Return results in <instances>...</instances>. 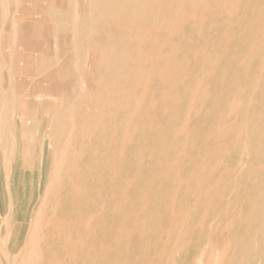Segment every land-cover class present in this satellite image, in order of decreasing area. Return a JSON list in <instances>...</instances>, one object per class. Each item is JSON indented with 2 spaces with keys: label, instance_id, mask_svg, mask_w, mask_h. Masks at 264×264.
<instances>
[{
  "label": "rangeland",
  "instance_id": "obj_1",
  "mask_svg": "<svg viewBox=\"0 0 264 264\" xmlns=\"http://www.w3.org/2000/svg\"><path fill=\"white\" fill-rule=\"evenodd\" d=\"M139 1L140 2H142V1L148 2L151 0H139ZM156 1L157 2L155 4H157V7H159V9L161 11L160 15H157V22L158 23L157 22H156V24L152 23V19L150 17L152 15H150L149 17L144 19L141 23H133V24L127 20V17L119 18V20H121V21H118L117 19H116L117 20L116 21L115 19H111V17H109L110 19L108 17H104L106 19L108 18L109 21H107L106 19L103 18V21L101 22V24L97 26V28H96L97 30H95V32H94L95 34L93 35L94 41H96L95 43L99 44L101 47H105V45H108V43L105 42V41H107L106 38L107 37L111 38V41H113L112 44L117 43L118 48L119 49L121 48L119 50V53H125L126 51H128V53L126 52L125 54H128L126 56L131 55V57H127V59L131 58V60L129 59V62L132 61V58H133L134 54L136 53V51L138 52L140 49V52L141 51H142V53L145 52V53H143V58H144L143 64L145 65V67H144L145 69L148 66L149 67L151 66V64H150L151 56L155 57V55H157L159 53L160 54L162 53V55H166V54L168 55L169 54L168 48H164V49L160 50V49L156 48V45L159 43H160V45H162V43L164 41H166L165 39H167V35H166L165 31H163L164 30L163 27L166 26L168 20L171 18V16L174 15V14L172 15V13H175V9L178 5V2H177V0H161V2H160V0L159 1L156 0ZM247 1L248 0H239L238 1V7L239 8L237 10V13L233 17H230V18L227 15L224 16V14H222V13L220 14V12L216 10L217 8L215 7V4H214L215 0H213V1L207 0V7L203 8V11H199L201 9H198L195 12L192 11L193 14L198 17V19L200 18V15H201L200 20H202V21L197 20V21H192V23H191L190 20H187L188 16H190V15L187 16V14L191 10H189L187 12L185 17L180 21V26L178 28V32L180 33L179 36H177V35L171 36V38H170L173 43L176 42L175 44H177V42L180 43L183 40H184V42L185 41L187 42V45L182 49V51L179 52V54H178L179 56L177 55L178 56L177 58L179 60H182L184 58V56L186 55L185 52H188L189 49H190V53H187V54L190 55L200 45H202L205 38H207L206 40L210 39L209 42L211 44L209 46V49H207V52L209 54L212 53L213 55L220 53L219 58H218V59H220L219 60L220 63L217 64V66L213 69L210 66L203 65V64L196 65V64L192 63V64H190L191 66L188 65V68H187L186 72L184 73L185 77L183 76L181 78V80L179 81V85H177V87H175L173 89L170 87H169L170 89L168 87H166V83H167L168 77H169V76L167 77L166 75H168V74H165V76H164V74L159 75L160 80L158 79V76L151 78V80H149V81L150 82L152 81V82L149 83V81H148L147 82L148 84L146 83V86H145V89L147 88V91H148V96L146 98L147 100L145 99L146 101L142 107L141 116L139 118H137L135 120L137 122L134 121L133 124H131V127L129 128L130 135H132L131 137L134 140L132 142L130 140V145L127 143L126 144L127 146L124 147L123 156L126 154L125 156H127V157L124 156L123 157L124 159L122 158L123 161L121 160V162L117 161V158H116L117 155L116 154H117L118 150L116 151V148H114V145H116V143L114 141H116V139H117L116 142L119 143V145L117 144L116 147L119 148L121 138H122V133L121 132H115L114 131L115 128H109V130L107 129L106 133H108V131H110V132L105 136L103 134H106V133H103V134L101 133L99 135L102 137L104 136L103 138L105 141L102 140V137H100L101 139L98 138L99 137L98 136L91 143L90 142L87 143L88 145L85 143L83 146L81 143H78V145L80 147L79 149L84 148L86 146L89 147V148L86 147V149H83L84 151H86L85 152L86 156H85V154L82 155V158L80 157L78 164H77V167L80 170V175L75 176V178L73 177L71 179V181L68 182V184L64 185L63 190H61V193H59L60 195L58 197L51 198V200H49V202H47V200L49 199L48 198V191H49V184L52 180L53 173H54V170H53L54 169V160H53V155L51 153L53 151V145H51L52 142H51L50 138L48 137L47 132H45V131L48 130L49 122L52 119V114H51V107L43 106L39 103L44 102V101L53 102L57 98L55 99L54 97L52 98L50 96H43L42 97L43 99L38 98V94H42L43 89L45 90L52 83L49 82L46 84L44 83V84L38 85V84L34 83V81L38 80L37 78L35 79L34 77L33 78L24 77V78L20 79V84H22L21 90L23 92L21 94V97H19L16 102H12L11 100H8L6 104H7V107L9 108V110L10 111L13 110L15 113L14 118H13V126L15 128V136H16L17 145H18V151H17L18 153L17 154H19L18 155L19 158L17 159L16 165H18V169L22 175L23 180L26 179V181H27L26 183L28 184L27 187L30 188L29 189L30 192L27 195L29 196V199H32L31 202H34V204H32L33 209H31L33 214H30V211H29V213L26 216L25 222L22 223L23 224L22 230H23V233L27 235V231L29 229L28 224L31 221L32 216L34 214L35 215L38 214V212L42 209L41 207H43V205H45L46 206L45 214H46V217L48 219L47 224L49 226V227L48 226L47 227L50 228V229L47 228V230H46L48 242H49V245L51 247L50 251L48 252V256H49L48 258H50V264H75V263L76 264H85V262H86V264H115V263L116 264H123L124 259L126 261V262L124 261L125 262L124 264H146V263L147 264H175V263L176 264H202V263L208 264L209 259H211V260L213 259L212 262L210 261V264H216V263L217 264H230L231 262H238V261H240V262L246 261V263H249V264H250V262H252V264L253 263L254 264H264V231L260 235H258V238H257L258 240L256 239V243H255L253 249L248 245V239L250 238V234L248 231L249 228L246 225V219H247L248 214H249L248 206L246 204V196L248 193L254 192L253 186L251 185L250 182H248L246 180H242L241 184L239 186L240 189L238 188L236 190H233V187L231 186L229 178L226 174L227 170H236L240 167L246 168V170H248L253 165H257L260 163L262 165H264V159L258 158L257 155L255 154V152L252 151V149H246L243 143L238 144V146L233 145L234 142L232 141L233 140L232 137H228L222 141H217L214 137L215 136L214 131L216 130L215 125H218V122L223 115L221 113H225L229 103H231L234 100H240L242 102L245 101V103L249 102V100H251L252 106H253V111L259 112L261 109V102L264 99V97L262 96L263 95V87H259L258 89L257 88L255 89L254 88V80H253L256 76L264 75V73H262V72H264V69H261V58L252 56L251 52H250L251 51V44L255 41V37L257 36L258 31H259V29L263 23V20H264V15L262 14V12H264V7H263L264 5H262L264 3V0H249L248 3L250 5L247 3ZM164 3L167 5L164 6ZM94 5H95V2L93 0H75V3H73V4H71L70 0H0V54L5 59V60H3L5 66H2L3 68L0 69V77L2 78V80H1L2 81V88H4V89L7 88V80H8L7 76L10 75L12 71L14 69H16L17 66H18V68L23 67V63H19V64L15 63L17 56H19V54L23 53V55L27 54V55H32V57H34L35 64L29 65L30 67H28L29 68L28 72H30V73L32 72L35 74V72H36L35 70H37L40 67V64L42 63V58L40 57L41 51L46 52V53H50V54H54V52L56 50H59L62 52H67V53L71 52L69 50L71 49L70 44L72 42V40H71L72 36H70L71 33L68 31L69 29L67 30V28L70 27V24L65 23L63 20H58L57 22L55 20H53L52 19L53 11H55L56 13H58L61 16H66V17L69 15H73L75 13H79L81 16L86 17L88 20L96 21L100 17L93 10ZM245 6H247V7H245ZM218 12L220 15H218ZM244 12H246V13H244ZM200 13H202V14H200ZM242 13H244V14H242ZM197 14H199V15H197ZM237 14H239L238 16L241 15L240 17H238L239 20L237 18ZM252 14H253V16H252ZM259 14H261L262 17H260ZM207 16H208V18H207ZM213 16H214V18H213ZM244 16H245V18H244ZM250 16L252 18H254V16H255L256 19L259 17V18H261V20H259V18H258L259 23L257 24L258 21L256 19H254L253 23H252V20H250L252 18ZM242 17H243V20L246 19V20H244V22L243 21L241 22ZM227 19H231V20H227ZM110 20H111V22H110ZM184 20L186 22H184ZM203 20H204V22H203ZM248 20H250L251 23ZM146 21H148V22H146ZM227 21H229L228 24H227ZM231 21L232 22L234 21L236 24L234 22H233L234 23L233 24ZM237 21H238V23H237ZM239 21H240V23H239ZM117 22H118V24H117ZM123 22L126 23L125 24L126 27H125ZM182 22H183V25L181 24ZM189 22H190V24H189ZM103 23H105V24L103 25ZM184 23H185V25H184ZM212 23L214 26L212 25ZM222 23H223V25H222ZM110 24H111V26H113V30H112V27L110 26ZM207 24H208V26H207ZM58 25H59V27L60 26L64 27V30L62 28L57 29ZM201 25L203 26V28L201 27ZM211 25L213 26V27H211V28H213L212 30L210 29ZM259 25H260V27H259ZM139 26H141L143 29L141 27L139 28ZM197 26H198V29L196 28ZM246 26H247V28H246ZM254 26H256V28ZM181 27L183 29H181ZM252 27H253V29L257 30V32L255 30L251 29ZM109 28H110V30H109ZM137 28L140 30H138ZM227 28H229L230 30ZM102 29H104V30H102ZM124 29H126L125 32H124ZM129 29H130L132 34L130 33ZM180 29H181V31H180ZM227 30H229L232 33V35ZM250 30H253V31H250ZM132 31H134V32H132ZM203 31H205V33ZM111 32H114L115 35ZM186 32H187V34H186ZM200 32H202V33L199 36ZM239 32L240 33L243 32V34L246 36H244L242 33L240 34ZM143 33H144L145 37H142V36H144ZM254 33H256V34L254 35ZM132 35L134 37L135 36H137V37L133 38ZM64 36H65V38H64ZM229 36H231V37H229ZM236 36L239 37V39L234 38ZM252 36H253V38H252ZM119 37H122L121 39L123 40V42H122V40H120ZM128 37H130V39ZM183 37H184V39H183ZM200 37H202V38H200ZM212 37H213V39H212ZM126 39L129 41L127 42ZM198 39H199V41H198ZM228 39L230 40V42L228 41ZM68 40H69V42H68ZM138 40H139V42H137ZM148 40L149 41L152 40V41H150L151 43L150 42L148 43ZM124 41H125V44L129 43L130 46L127 45V47H126V45H124ZM130 41H132V42L130 43ZM135 41L137 42V44ZM153 41H155V42H153ZM227 41H228V43H227ZM140 42H141V44H140ZM133 43L136 45H134ZM229 43H230V45H229ZM112 44H110V45H112ZM120 44L122 45V47ZM142 44H144V45H142ZM214 44H215V47H214ZM151 45H152V47H154V46L155 47L151 49L150 48ZM228 45L230 47H228ZM133 46H135V47H133ZM124 47L127 49H125ZM144 47H146V49L147 48H149V49L146 50ZM135 48H137V50ZM142 48L145 49L146 51L151 50L152 52L150 51V53L148 52V54H147V52L145 50L143 51ZM124 50H126V51H124ZM130 50H131V54H129ZM226 50H228V51H226ZM224 51L226 54L227 53L228 54L226 55L224 53ZM248 52H249V54H248ZM145 56H148V57H145ZM251 56H252V58H251ZM92 57L94 59H98L99 56L95 55V57H94V55L92 56V54H91L89 56L90 59H88V64L85 63L84 64L85 67L83 66L84 67L83 71L86 74L85 79L87 81L85 86L88 90L89 95L93 96L94 98H98L100 93L102 91H104L103 89L105 88V86H107L109 81H108V79H106V76H107L106 73H104V71H102L97 66L96 62L93 63ZM244 57L250 58V62L248 64V66H244L241 64L242 61L245 59ZM19 58H20V56H19ZM44 58H45V56H44ZM147 58H148V60H147ZM129 62L127 60L126 65H125L126 67H124V68L127 69V73H128L127 75L132 76V79H131V77H129L130 80L128 81V79H127V81H125V83L128 82L126 84L125 88H126V90L127 89L134 90V91L136 90L135 91L136 94L140 95L141 92L143 93L142 90H144V88L138 87V86H136L138 88L135 87L136 81H135V79H133V76H134V78L136 77V79H137V76L131 75L130 71H128V70H130L129 66H133V65H131V63L133 64V61L130 64H129ZM251 62L253 63V65L251 64ZM59 64H60V66L63 65L62 66L63 68L66 67V62H65L64 58L58 61L57 66H59ZM95 67H96V69H95ZM85 68L87 69V71ZM248 68H250V69H248ZM91 69H93V70H91ZM24 70H26V69H24ZM209 70H210V72H209ZM211 71H213V73ZM247 71H249V72H247ZM206 73L208 75H206ZM210 73H212V74H210ZM139 74H140V72H139ZM213 74H215V75L213 76ZM246 74H247V76H244ZM160 76L161 77L164 76L163 79L160 78ZM201 76H202V80H204V81L201 80ZM224 76H226V77H224ZM138 77L140 78V75ZM188 77H189L190 81H188ZM208 77H209V79H208ZM165 79H167L166 82H165ZM250 79H252V80H250ZM71 80L75 81V79H73V78ZM236 80H239V81H236ZM92 81H93V83H92ZM163 83H165V84L163 85ZM198 83H200L199 86L197 85ZM89 84L91 85V89H88V88H90ZM193 84H196L197 86H195ZM148 86H149V89H148ZM194 86H195V90L193 88ZM165 87L169 92L165 89ZM197 87L199 88L200 93L202 95L206 96V99H204L205 96L203 99L201 98L202 102L201 101L197 102L198 106H196V108H198V109L193 110L195 113L193 111H191V113H190V110H189L190 106L189 105L192 102V98L190 97L188 90L190 89L191 91H197ZM92 88L94 89V91ZM32 89L34 90L36 97H29L30 102H28L27 104H23L22 103V101L24 99L23 95L28 93V92L31 93ZM174 89H176V90H174ZM250 89H251V91H250ZM98 90H99V92H98ZM130 90H127V91H130ZM149 90H151V91L153 90L152 92H154V93L153 94H151L152 92L149 93ZM164 90H166V91H164ZM170 90H172V91H170ZM204 91H205V93L203 94ZM104 93H105V91H104ZM163 93H173L175 95H178L179 99H181V101L179 100L178 106H173L170 102L161 101L162 97H163ZM250 94H252V95H250ZM71 95H72V92H71ZM73 95L75 96L74 92H73ZM248 95L250 97H248ZM74 96H72V97L65 96V98H63V102H65V104L71 103ZM252 96H254V97H252ZM38 99L41 102H38L39 101ZM189 99H190V101H189ZM182 100H183V102H182ZM203 101L205 102V104ZM150 102L151 103L156 102L157 105L154 106V105L150 104ZM15 104H16V106H15ZM171 105H172V108H171ZM146 106H147V108H146ZM85 109H87L86 111L90 112V113H96V111L99 112L95 108L94 109H88V107H86ZM149 110H151V111H149ZM154 110H156V111H154ZM197 110H198V113L196 112ZM168 111H169V113H168ZM199 111H200V113H199ZM192 112H193V114H192ZM186 113H189V114L186 115ZM119 115L117 116L118 119L121 117V115L120 116ZM154 115L155 116L157 115V116L155 117ZM185 116L189 120H187ZM196 116H197V118H196ZM155 118H157V119H155ZM43 120H45V122ZM138 120H139V122H138ZM156 120H158V121L156 122ZM159 120H160V122H159ZM145 121H146V123H148L149 126H151V129L147 124H144ZM187 121H189V122H187ZM142 122H144L143 126H142ZM182 122H185V123L183 124ZM160 123H161L162 127L160 126ZM169 123H171V124H169ZM187 123H189L190 126ZM135 124H136V126H139V127H137L136 130H135V128H136ZM146 125H147V127H145ZM132 128H134L133 129L134 132L131 131ZM157 129H158V131H156ZM116 131H118V130H116ZM142 131H143V133H142ZM149 131H150V133H149ZM44 132H45V134H44ZM131 132H133V133H131ZM135 132L137 134H135ZM160 132L162 134H160ZM185 132L187 134H185ZM113 133L114 134L116 133L115 136ZM184 134H185V136L187 135L186 136L187 138L184 136ZM194 134H196V135L193 136ZM110 135H112L111 136L112 138L110 137ZM105 137L107 139L109 138V140H107ZM116 137H118V138H116ZM110 138L113 140L115 139V140L112 142V140ZM140 138H141V141H140ZM174 138L176 139L175 141H177V138H178V142L175 143ZM97 139H99L100 142ZM110 140H111L112 144H111ZM161 140L164 142H160ZM171 142H172V144H170ZM102 143L103 144L106 143L107 145L105 146ZM144 143H146V144H144ZM164 143L166 144V146L164 145ZM179 143L180 144L182 143V145L185 143V145L182 146ZM255 143H256V141L253 140L252 145ZM159 144L161 145L160 146L161 148L159 147ZM186 144H187V146H186ZM110 145H112L111 146L112 148L110 147ZM90 146H91V148H90ZM184 146H185V149H183ZM109 147L111 150H109ZM221 147H223V148H221ZM171 148H173V149H171ZM96 149H98V150H96ZM220 149H221V151H220ZM95 150L98 151L97 157H95L97 155ZM112 150H113V152L114 151L115 152L113 153ZM169 150H170V153H169ZM185 150H186V152H185ZM93 151L96 153V155H94ZM229 151L231 152L230 154H229ZM89 152H90V154H89ZM150 152H152V153H150ZM184 152H185V154H184ZM102 154L103 155L105 154V155L103 156ZM155 155H157V156H155ZM198 155H199V157H198ZM149 156H151V157H149ZM164 156L166 158H164ZM178 156H179V159H178ZM247 157H249V158H247ZM112 158H114V159H112ZM145 158H149V159H145ZM190 158H191V160H190ZM1 159L3 160L2 156L0 157V160ZM150 159H151V161H150ZM124 160L126 163L124 162ZM102 161H104V162H102ZM110 161H111V163H110ZM152 161H153V163H152ZM218 161L222 162L221 166H220L221 162H218ZM112 162L113 163L115 162V163L113 164ZM164 162H166V163H164ZM170 162H172V164ZM3 163L4 162H2V164ZM159 163H161V164H159ZM115 164L120 168H118ZM217 164H219V165H217ZM108 165H110V166H108ZM112 165H114V168ZM168 165L169 166L174 165V166H170L171 167L170 168V167H168ZM175 165H176V167H175ZM204 165L206 168H204ZM215 165H216V167H215ZM152 166H154V167H152ZM178 166L181 167V169L180 168L178 169ZM111 167L113 169H111ZM115 167H117V172H115L116 171ZM122 168H124V169H122ZM119 170H121V171L119 172ZM172 170L174 173L171 172ZM202 170H204V171H202ZM159 171H160V174L162 176L159 174ZM162 171L165 173V175ZM3 172H4V170H3ZM121 172H122V174H121L122 176L121 175H118V176L115 175L116 173L119 174ZM169 172H171L170 174L173 175L175 177V179H174V177H172V179L169 178V177H171ZM112 173H114V174H112ZM202 174H203V177H202ZM163 175L165 176V178L163 177ZM200 175L202 177L201 178L202 181L200 182L199 185H197L198 180L196 178H199ZM110 176L113 179H111ZM127 176H129L128 179H127ZM135 177H138V178H135ZM158 177H160V179ZM180 177H181V179H180ZM176 178L178 179V181L176 180ZM2 179H4L3 174L0 178V181ZM133 179L136 182H133ZM184 179H186V181ZM109 180L110 181L113 180L114 183L109 182ZM128 181H132V184H130L131 182H128ZM164 181H165V183H164ZM175 181L178 182V184H180V185L178 186ZM219 183H221V184H219ZM101 184H102V186H101ZM110 184L112 185V188H111ZM1 185H2V183L0 182V187H1ZM94 185H95V187H94ZM130 186H131V188H130ZM198 186L200 187V189H199V192L198 191L196 192L195 190L198 189V188H196ZM116 187H118V188H116ZM3 188L4 189H2L3 190L2 192L0 189V204H2V207H0V230L4 233L6 231V229L9 227V225H7L6 222L3 221V220H5V218L7 216L6 211H7L8 206H9V196H8L9 190H7V188L5 187L4 184H3ZM110 189L114 190V191H111ZM151 189H153L152 192H151ZM148 190H150V191H148ZM180 190H182V191H180ZM188 190H190V191H188ZM92 192H93V194H92ZM95 192H97V193H95ZM108 192H109V194L107 195ZM113 192L116 194H114ZM123 194H125L124 195L125 199H123L124 198ZM174 194H176V195H174ZM113 195H114V197H113ZM156 195L158 198L156 197ZM107 196H109V197H107ZM118 196H120V197H118ZM100 197H101L102 201H101V199L99 200ZM121 197H123V198H121ZM167 197H169V199H167ZM106 198H108L107 200H109V202L105 200ZM116 198L120 199V201H122L120 204H122L124 206L123 211L121 210L122 214L118 213V215L117 214L115 215V213H116L115 211L113 212V210L116 209V206H113V205H117L118 201H119L118 199H117V201H115ZM128 198H129V200H128ZM146 199H149V200H147L148 205H146L147 203H144L146 201ZM93 200L96 202H94ZM100 202H101V206H100ZM111 202L113 203V205H111L112 204ZM154 203H156V204H154ZM160 203H161V205H160ZM59 204H61V205H59ZM102 204L104 206L106 205L105 207L111 205L114 208L113 207L110 208L111 207L110 206V207L102 209V206H103ZM144 204L146 205V209L149 207V205H150V207L151 206L152 207L151 208L149 207L147 209L148 210L147 211L144 207ZM229 204H230V206H229ZM47 205H48V207H47ZM58 206H59V208H58ZM123 206H121V207H123ZM94 207L95 208L97 207L98 209L96 208L97 210H95ZM121 207H120V209H122ZM171 207L174 209H172ZM226 207L227 208L229 207V208L226 209ZM130 208H131V210H130ZM239 208H241V209H239ZM160 209H162V210H160ZM144 210H145V212H144ZM149 210H150V212H149ZM207 210H210V211L208 212ZM103 211L105 213H103ZM140 211H142V214ZM224 211L226 212V214ZM147 212H149V213H147ZM90 213H92V217L90 216ZM110 213L115 215V216L113 217L112 215H110ZM144 213H145V215H144ZM153 213L156 214V215H154V217H156V218L153 217ZM206 213H209V214L206 215ZM56 214H57V217H56ZM99 214H101L103 216L101 217V215H99ZM160 214H161V216H158ZM182 214H184V215L182 216ZM227 214H228V216H226ZM136 215L138 218L136 217ZM89 216L91 217L90 220H89ZM98 216H99L100 220L97 218ZM93 217L95 219H93ZM140 217L141 218L144 217V219L142 220V219H140ZM134 218H135V220H133ZM203 218H205L206 220ZM221 218H222V220H221ZM86 219H87V221L89 220V222L93 219L91 221V223L92 224L94 223V225H92V227H90V231H91V233H89L90 235L88 234L87 231H86L87 233L85 234V228L84 227L88 223L86 221ZM113 219L115 220L114 222H113ZM165 219H167V220H165ZM186 219H188V220H186ZM240 219H241V221H240ZM97 220H99L98 223H97ZM125 220L127 222H125ZM82 221H83L84 225L82 224ZM106 221H107V223H106ZM137 221L139 222V224ZM167 221H169V224ZM184 221H186V222H184ZM80 223H81V226H80ZM126 223H128V224H126ZM177 223H180V224H177ZM222 223H223V225H222ZM95 224H96V227H95ZM100 224H101V227H102V225H104L103 228L100 227ZM162 224L165 225V229H164V226ZM166 224H168V225L166 226ZM20 225H21V222L18 226H20ZM141 225H144V227ZM224 226H226V227H224ZM132 227H133L134 231L132 230ZM92 228H93V230L95 228H97V230L95 229V231L97 233H95L93 230H91ZM141 228H142V230H141ZM175 228H177V229H175ZM224 228H226L225 231H224ZM118 229H120V230L118 231ZM168 231H170V232H168ZM78 232H80V234ZM113 232H114V234H113ZM124 232H127V233H124ZM140 232H141V234H140ZM166 232H168V234ZM180 232H181V234H180ZM100 233L103 234V236H104V233L107 234L106 235L107 237L106 236L103 237ZM131 233H134V234H131ZM160 234H162L164 238H162ZM185 234H186V236H184ZM175 235H176V237H175ZM234 235H236V236H234ZM87 236H88V238H87ZM96 236H98V238H96ZM178 236H181L180 237V239H181L180 247H178L174 252H172V249H173L172 246L175 242V239H173V238H177ZM244 236H246V237H244ZM108 237H109V239L106 240V238H108ZM99 238L101 239V241ZM104 238H105V240H103ZM78 239L80 242H83V244H81L79 241H78L79 242L78 243L76 241ZM211 240H212V242H211ZM92 241H94V242H92ZM103 241H105V243ZM146 241H147V243H146ZM225 241H226L227 245H226ZM96 242H98V243H96ZM103 243H104V245H103ZM110 243H112V244H110ZM208 245H209V247H208ZM75 246L80 247V249H76L77 256L79 255V257H78L79 261L77 260V262L72 258L73 257L72 252L74 253V251H75L74 247ZM225 246H227V247L225 248ZM147 248H148V250H147ZM157 248H158V250H156ZM198 248H199V250H198ZM222 248L225 250L224 252L222 251ZM102 250H104V253H103L104 261H102V259H101V254H102L101 251ZM86 251L87 252L92 251V254H90V252H89V255L93 256V260H90L92 258L89 255H88L89 256L88 257L85 254ZM148 251H149V253H147ZM220 251H222V252H220ZM228 251H230V252H228ZM78 252H80V253H78ZM82 252L84 253V256H82L83 255ZM205 252L207 254H204ZM98 253H100V254H98ZM203 254H204V257H203ZM155 255H156V258H154ZM99 256H100V259H99ZM147 256H148V258H147ZM162 257L164 259H162ZM141 258H143V259H141ZM150 258H152V259H150ZM200 259L202 260V262L200 261ZM229 259H231V260H229ZM52 260H53V262H51ZM88 260L90 262H88ZM150 260L151 261L153 260V261L149 262ZM216 260H217V262H216ZM117 262H119V263H117Z\"/></svg>",
  "mask_w": 264,
  "mask_h": 264
},
{
  "label": "bare ground",
  "instance_id": "obj_2",
  "mask_svg": "<svg viewBox=\"0 0 264 264\" xmlns=\"http://www.w3.org/2000/svg\"><path fill=\"white\" fill-rule=\"evenodd\" d=\"M95 2V5L93 7V10L99 15V19L96 20V21H93V20H88L86 17H83L81 16L79 13H75L73 15H69V16H61L59 15L58 13H56L55 11H53L52 13V19L55 20L56 22L58 20H63L65 23L67 24H70V27L67 28V30L71 33L70 36H72V42L70 44V47L71 49L69 51V53L67 52H62V51H59V50H56L54 52V54H50V53H46V52H43L41 51V55L40 57L42 58V63L40 64V67L35 70V74L34 73H30L28 72V67H30L29 65H33L35 64V59L34 57H32V55H23V53L19 54V56H17V59L15 61L16 64H19V63H23V67L21 68H18V66L16 67V69H14L10 75H8V80H7V88L4 89L2 88V78L0 77V157L2 156L3 157V160L1 159L0 160V178L3 174V178L0 182L2 183L0 189H1V192L3 191L2 189L3 188V184L5 185V187L7 188V190H9V206H8V209L6 211L7 213V216L5 218V220H3L4 222H6L7 225H9V227L6 229V231L3 233L1 230H0V264H50V258H48V252L50 251L51 247L49 245V242H48V237H47V234H46V230L47 228L49 227L47 222H48V219L46 217V214H45V211H46V206L43 205V207H41L42 209L38 212V214H34L32 216V219L31 221L29 222V229L27 231V235L23 233V230H22V226H23V222H25V219H26V216L27 214L29 213L30 211V214H33L31 209H33V206L32 204H34V202H31L32 199H29V196L27 195L30 191H29V187H27V181L26 179L23 180L22 178V175L21 173L19 172V169H18V165H16L17 163V159L19 158L17 154L18 152V145H17V139H16V136H15V128L13 126V118H14V111H10L9 108L7 107V101L8 100H11L12 102H16L18 100L19 97H21V94L23 93L22 92V84H20V79L21 78H37L38 80L34 81V83L40 85V84H46V83H52L51 85H49L45 90L43 89V93L42 94H38V98H42L43 96H50V97H54L56 100H54L53 102H48V101H44V102H41L39 99L38 102H41L39 104L43 105V106H49L51 107V114H52V119L51 121L49 122V126H48V130L45 131L47 132V135L48 137L50 138L52 144L53 145V151L51 152L52 155H53V160H54V173H53V177H52V180L49 184V191H48V200L47 202H49V200H51V198L53 197H58L61 193V190H63V187L65 184H68L69 181H71V179L75 176H79L80 175V170L79 168L77 167V164H78V161L80 159V157L82 158V155L85 154L86 151H84L83 149H86V147L84 148H81L79 149V145L78 143H81L83 146L84 144L86 143H91L95 138H97L101 133H106V130L109 128H115V132H121L122 133V138H121V142H120V147L117 148V144L119 145V143H117V139L116 141H114L113 139H111L112 135H110V139L112 140V142L114 141L116 143V145H114V148H116V151H117V161L121 162L122 158L126 155L123 156V150H124V147L127 146L126 144L128 143L130 145V140L131 142L134 140L132 139V135H130V132H129V128L131 127V124H133V122L139 118L141 116V113H142V107L145 103V101L147 100V96H148V91H147V88L145 89V86H146V83L151 80V78L153 77H156L158 76V79H159V75H162L164 74H168L166 75L168 77V81L166 83V87H170V88H175L177 87V85H179V81L181 80V78L184 76V73L186 72L187 68H188V65L190 64H203V65H207V66H210L212 69L215 68L217 66V64H219V55L220 53L218 54H212V53H208L207 52V49H209V46L211 45L209 40H206L207 38H205V40L203 41L202 45H200L194 52H192L190 55H188L187 53H190V49L188 52H185L186 55L184 56V58L182 60H179L177 57L179 56V52L182 51V49L187 45V42L185 41L184 42V37H183V41L175 44L176 42H172L171 41V36H179V32H178V28L180 26V21L185 17V15L187 14V12L189 10H191L188 14L190 16H188L187 20H190V22L192 23V21H197V20H200L201 18V15H200V18L198 19V17L196 15L193 14L192 11H197L198 9H201L199 11H203V8H206L207 7V0H177L178 2V5L175 9V13H172L173 16H171V18L168 20L167 24L164 28L163 31H165L166 35H167V39H165L166 41H164L162 43V45L157 44L156 45V48L162 50L164 48H168L169 49V54L167 55H162V53L160 54H157L155 55V57L151 56V60H150V64L151 66L147 69H145V65L143 64L144 62V58H143V52L142 51L140 52V49L139 51L134 54L133 58H132V61H133V64L131 62H129V59L131 60V58L127 59V57H131L130 56H126L128 54H125L126 52L128 53V51H126L125 53H119V49L118 48V44L115 43V44H112L113 41H111V38H106L108 45H105V47H101L99 44L95 43L96 41H94V32L95 30H97V26L101 24V22L103 21V18L104 17H111V19H117L118 21H121L119 20V18H125L127 17V20L130 21L132 24L133 23H141L144 19H146L147 17L150 16L151 19H152V23H155L157 22V15H160V9L159 7H157V4H155L157 1L156 0H151V1H146V2H140L139 0H93ZM159 1V0H158ZM213 1V0H212ZM238 1L239 0H215L214 4H215V7L217 8L216 10L220 12V14H224L229 16L230 17H233L236 13H237V10H238ZM249 1V0H248ZM247 1V3H248ZM71 4L75 3V0H70ZM161 2V0H160ZM159 2V3H160ZM164 2V1H163ZM259 3V2H258ZM162 4V3H161ZM160 4V5H161ZM246 4V3H245ZM249 4V3H248ZM252 4V3H251ZM159 5V4H158ZM167 5L164 3V6ZM213 5V4H212ZM211 5V6H212ZM250 5V4H249ZM264 5V3L262 4ZM163 6V7H164ZM169 6V5H168ZM240 6V5H239ZM247 7V6H245ZM261 7V6H260ZM264 7V6H263ZM256 9V8H255ZM171 10V9H170ZM210 10V9H209ZM261 10V9H260ZM60 11V10H59ZM58 11V12H59ZM215 11V10H214ZM256 11V10H255ZM218 12V15H220ZM262 12V11H261ZM153 13V14H152ZM210 13V12H209ZM215 13V12H214ZM246 13V12H244ZM242 13V14H244ZM61 14V13H60ZM156 16H155V15ZM165 14V13H164ZM196 14V13H195ZM202 14V13H200ZM207 14V13H206ZM248 14V13H247ZM246 14V15H247ZM255 14V13H254ZM262 14L264 15V12H262ZM199 15V14H197ZM212 15V14H211ZM239 14H237V18L240 17L238 16ZM257 15V14H256ZM260 17L261 14H259ZM204 16V15H203ZM253 16V14H252ZM236 17V16H235ZM251 17V16H250ZM106 19L107 21H109V19ZM208 18V16H207ZM214 18V16H213ZM245 18V16H244ZM252 18V17H251ZM259 18V17H258ZM258 18L256 19L255 16L254 18L250 19L252 20V23H253V20L256 19L258 22L257 24L259 23V20H261V18ZM203 19V18H202ZM216 19V18H215ZM116 20V21H117ZM148 20V19H147ZM207 20V19H206ZM227 20H231V19H227ZM239 20V18H238ZM246 20V19H244ZM243 17H242V20L241 22L243 21ZM250 20H248L250 22ZM106 21V22H107ZM125 21V20H124ZM202 21V20H200ZM216 21V20H215ZM218 21V20H217ZM235 21V20H234ZM233 21V22H234ZM247 21V22H248ZM105 22V23H106ZM111 22V20H110ZM148 22V21H146ZM145 22V23H146ZM184 22H186L184 20ZM189 22V24H190ZM204 22V20H203ZM206 22V21H205ZM229 21H227V24H228ZM232 22V21H231ZM232 22V23H233ZM236 22V21H235ZM234 22V23H235ZM103 23V25L105 24ZM108 23V22H107ZM124 23V22H123ZM130 23V24H131ZM158 23V22H157ZM163 23V22H162ZM209 23V22H208ZM233 23V24H234ZM238 23V21H237ZM240 23V21H239ZM251 23V22H250ZM255 23V22H254ZM118 24V22H117ZM120 24V23H119ZM126 23H124L125 25ZM143 24V23H142ZM154 24V25H155ZM183 25V22L181 23ZM202 24V23H201ZM236 24V23H235ZM123 25V26H124ZM136 25V24H135ZM181 25V26H182ZM185 25V23H184ZM204 25V24H203ZM213 25V23H212ZM210 26V29L212 30L213 26ZM217 25V24H216ZM223 25V23H222ZM230 25V24H229ZM249 25V24H248ZM111 26V24H110ZM157 26V25H156ZM193 26V25H192ZM196 26V25H195ZM208 26V24H207ZM220 26V25H219ZM106 27V26H105ZM112 27V30H113V26ZM110 27V28H111ZM126 27V25H125ZM130 27V26H129ZM141 26H139L140 28ZM144 27V26H143ZM161 27V26H160ZM201 27L203 28V26L201 25ZM200 27V28H201ZM229 27V26H228ZM234 27V26H233ZM256 28V26H254ZM260 27V25H259ZM59 28H62L64 30V27H59V25L57 26V29ZM66 28V27H65ZM109 28V30H110ZM132 28V27H131ZM142 28V27H141ZM162 28V27H161ZM160 28V29H161ZM185 28V27H184ZM195 28V27H194ZM198 29V26L196 27ZM195 28V29H196ZM235 28V27H234ZM247 28V26H246ZM115 29V28H114ZM134 29V28H133ZM132 29V30H133ZM138 29V28H137ZM143 29V28H142ZM181 29H183L181 27ZM180 29V31H181ZM209 29V30H210ZM229 29V28H227ZM232 29V28H231ZM253 29V27L251 28ZM66 30V31H67ZM104 30V29H102ZM108 30V31H109ZM111 30V31H112ZM126 29H124V32H125ZM136 30V29H135ZM140 30V29H138ZM201 30V29H200ZM230 30V29H229ZM227 30V31H229ZM255 30V29H253ZM253 30H250V31H253ZM65 31V32H66ZM67 31V32H68ZM130 31V29H129ZM143 31V30H142ZM159 31V30H158ZM195 31V30H194ZM202 31V30H201ZM232 31V30H231ZM242 31V30H241ZM257 32V30H255ZM254 31V32H255ZM101 32V31H100ZM107 32V31H106ZM105 32V33H106ZM117 32V31H116ZM134 32V31H132ZM137 32V31H136ZM135 32V33H136ZM141 32V31H140ZM205 33V31H203ZM230 32V31H229ZM237 32V31H236ZM235 32V33H236ZM247 32V31H246ZM115 35L114 32H111ZM118 33V32H117ZM120 33V32H119ZM131 33V31H130ZM156 33V32H155ZM164 33V32H163ZM182 33V32H181ZM196 33V32H195ZM194 33V34H195ZM202 32L199 33V36ZM231 33V32H230ZM240 33V32H239ZM243 34V32H241ZM240 33V34H241ZM101 34V33H100ZM109 34V33H108ZM123 34V33H122ZM132 34V33H131ZM137 34V33H136ZM187 34V32H186ZM197 34V33H196ZM247 34V33H246ZM256 33H254L255 35ZM65 35V34H64ZM107 35V34H106ZM111 35V34H110ZM118 35V34H117ZM130 35V34H129ZM128 35V36H129ZM138 35V34H137ZM144 35V33H143ZM183 35V34H182ZM219 35V34H218ZM232 35V33H231ZM235 35V34H234ZM238 35V34H237ZM244 35V34H243ZM253 35V34H252ZM68 36V35H67ZM97 36V35H96ZM101 36V35H100ZM104 36V35H103ZM112 36V35H111ZM133 36V35H132ZM149 36V35H148ZM181 36V35H180ZM190 36V35H189ZM227 36V35H226ZM240 36V35H239ZM246 36V35H244ZM98 37V36H97ZM110 37V36H109ZM131 37V36H130ZM130 37H128L130 39ZM137 37V36H135ZM133 36V38H135ZM142 37H145L142 36ZM147 37V36H146ZM152 37V36H151ZM156 37V36H155ZM188 37V36H187ZM186 37V38H187ZM203 37V36H202ZM200 37V38H202ZM231 37V36H229ZM255 37V36H254ZM65 38V36H64ZM70 38V37H69ZM120 40H122L121 38L122 37H119ZM127 38V39H128ZM132 38V39H133ZM139 38V37H138ZM185 38V39H186ZM234 38H238L239 37H234ZM233 38V39H234ZM242 38V37H241ZM240 38V39H241ZM246 38V37H245ZM253 38V36H252ZM58 39V38H57ZM67 39V38H66ZM114 39V38H113ZM126 39V40H127ZM140 39V38H139ZM213 39V37H212ZM243 39V38H242ZM70 40V41H71ZM117 40V39H116ZM115 40V41H116ZM119 40V39H118ZM125 40V41H126ZM155 40V39H154ZM201 40V39H200ZM253 40V39H252ZM66 41V40H65ZM100 41V40H99ZM125 41H124V45H129L128 44H125ZM129 40H127L128 42ZM134 41V40H133ZM142 41V40H141ZM152 41V40H150ZM148 40V43L150 42ZM156 41V40H155ZM153 41V42H155ZM188 41V40H187ZM199 41V39H198ZM228 41L230 42V40L228 39ZM227 41V43H228ZM234 41V40H233ZM247 41V40H246ZM50 42V41H49ZM69 42V40H68ZM123 42V40H122ZM132 41H130L131 43ZM136 42V41H135ZM134 42V43H135ZM139 42V40L137 41ZM136 42V44H137ZM158 42V41H157ZM64 43V42H63ZM100 43V42H99ZM106 43V44H107ZM121 43V42H120ZM133 43V44H134ZM151 43V42H150ZM247 43V42H246ZM112 44V45H110ZM122 44V43H121ZM120 44V45H121ZM134 44V45H136ZM141 44V42H140ZM139 44V45H140ZM156 44V43H155ZM144 45V44H142ZM230 45V43H229ZM228 45V47H230ZM130 46V45H129ZM132 46V45H131ZM69 47V48H70ZM122 47V45H121ZM135 47V46H133ZM139 47V46H138ZM143 47V46H142ZM155 47V46H154ZM152 47L151 45V49L154 48ZM214 47H215V44H214ZM125 48V47H124ZM131 48V47H130ZM129 48V49H130ZM146 49V47H144ZM213 48V47H212ZM226 48V47H225ZM127 49V48H125ZM137 50V48H135ZM143 49V48H142ZM143 49V51L145 50ZM149 49V48H147ZM146 49V50H147ZM133 50V49H132ZM145 50V51H146ZM155 50V49H154ZM229 50V49H228ZM226 50V51H228ZM151 51V50H150ZM150 51H146L147 54L148 52L150 53ZM164 51V50H163ZM223 51V50H222ZM152 52V51H151ZM251 55L252 56H255V57H260L261 58V69H264V20H263V23L258 31V34L257 36L255 37V41L251 44ZM167 53V52H166ZM225 53V51H224ZM92 54V56L94 55H97L99 56L98 59H94L93 57V63H97V66L102 70L104 71V73H106V79H108L109 83L107 84V86H105V88L103 89L105 91H102L99 95L98 98H94L93 96L89 95L88 93V90L85 86V84L87 83L86 79H85V73L83 71V68L85 67L84 64H88V59L89 56ZM129 54H131V50L129 52ZM212 54V55H211ZM226 54V53H225ZM228 54V53H227ZM226 54V55H227ZM249 54V52H248ZM133 55V54H132ZM178 55V56H177ZM45 56V58H44ZM149 56V57H150ZM249 56V55H248ZM251 56V58H252ZM15 57V56H14ZM145 57H148V56H145ZM153 57V58H152ZM65 60L66 62V67L63 68L62 66H57V63L59 60L63 59ZM245 58V57H244ZM87 59V60H86ZM239 59V58H238ZM4 57L1 56L0 54V69L3 68L2 66H5L4 65ZM12 60V59H11ZM129 62V64L131 63V65L133 66H129L130 70V74L131 75H136L137 76V79L136 77L134 78L133 76V79H135L136 81V86L138 87H143L144 90L143 93L140 95H137L136 94V90H130V89H127V90H130V91H127L125 86L126 84L128 83H125V81H128L130 80L129 77H131L132 79V76H128L127 74V69L124 68L126 67V62ZM146 60V59H145ZM148 60V58H147ZM236 60V59H235ZM252 60V59H251ZM255 60V59H254ZM148 62V61H147ZM250 62V58L249 57H246L243 61H242V65L244 66H248ZM253 62V61H252ZM251 62V64L253 65V63ZM260 63V62H259ZM92 64V63H91ZM128 64V65H129ZM240 64V65H241ZM147 65V64H146ZM251 65V66H252ZM84 66V67H83ZM91 66V65H90ZM191 66V65H190ZM92 67V66H91ZM205 67V66H204ZM203 67V68H204ZM26 70H24V69ZM87 68V67H86ZM85 68V69H86ZM221 68V67H220ZM245 68V67H244ZM23 69V70H22ZM96 69V67H95ZM225 69V68H224ZM250 69V68H248ZM93 70V69H91ZM191 70V69H190ZM189 70V71H190ZM203 70V69H202ZM87 71V69H86ZM200 71V70H199ZM207 71V70H206ZM215 71V70H214ZM90 72V71H89ZM140 72V74H139ZM164 72V73H163ZM166 72V73H165ZM210 72V70H209ZM213 73V71H211ZM249 72V71H247ZM138 75H137V74ZM201 73V72H200ZM210 73V74H212ZM215 73V72H214ZM264 73V72H262ZM190 74V73H189ZM203 74V73H202ZM201 74V75H202ZM209 74V75H210ZM248 74V73H247ZM244 75V76H247ZM258 74V73H257ZM140 75V78L138 77ZM205 75V74H204ZM206 75H208L206 73ZM205 75V76H206ZM215 74H213L214 76ZM242 75V74H241ZM260 75V74H259ZM164 76H160V78L163 79ZM166 77V78H167ZM185 77V76H184ZM226 77V76H224ZM75 79L74 80H71V79ZM184 79V78H183ZM204 79V78H203ZM209 79V77H208ZM155 80V79H154ZM160 80V79H159ZM167 79H165V82H166ZM201 80H202V76H201ZM252 80V79H250ZM254 88L258 89L259 87H263V97H264V75H261V76H256L254 79ZM184 81V80H183ZM188 81H190L189 77H188ZM204 81V80H202ZM236 81H239V80H236ZM89 82V81H88ZM134 82V81H133ZM152 82V81H151ZM149 81V83H151ZM199 82V81H198ZM201 82V81H200ZM93 83V81H92ZM204 83V82H203ZM202 83V84H203ZM148 84V83H147ZM165 83H163L164 85ZM200 83H198L197 85L199 86ZM90 85V84H89ZM155 85V84H154ZM195 86H197L196 84H193ZM186 86V85H185ZM184 86V87H185ZM195 86L193 87L194 90H195ZM253 86V85H252ZM90 88L88 89H91V85L89 86ZM93 87V86H92ZM136 87V88H138ZM152 87V86H151ZM160 87V86H159ZM165 87V89H166ZM179 87V86H178ZM202 87V86H201ZM209 87V86H208ZM249 87V86H248ZM247 87V88H248ZM169 88V89H170ZM206 88V87H205ZM70 89V90H69ZM93 89V88H92ZM148 89H149V86H148ZM167 90V89H166ZM164 90V91H166ZM176 90V89H174ZM205 90V89H204ZM29 91V90H28ZM27 91V92H28ZM94 91V89H93ZM153 91V90H152ZM151 90H149V93L152 92ZM168 91V90H167ZM172 91V90H170ZM243 91V90H242ZM251 91V89H250ZM254 91V90H253ZM258 91V90H257ZM71 92H72V95H71ZM73 92L75 93V96L73 95ZM99 92V90H98ZM161 92V91H160ZM169 92V91H168ZM245 92V91H244ZM154 92H152L151 94H153ZM162 93V92H161ZM188 93L190 95V97L192 98V102L190 103V113L191 111H193L194 109H198L196 108L197 105V102L198 101H201V98L203 99L205 95H202L199 91V88L197 87V91H191L190 89L188 90ZM205 93V91L203 92V94ZM230 94V93H229ZM244 94V93H243ZM253 94V93H252ZM250 94V95H252ZM156 95V94H155ZM65 96H68V97H73V100L71 103L69 104H65V102H63V98H65ZM162 96V95H161ZM203 96V97H202ZM208 96V95H207ZM29 97H36V94L34 92V90L32 89V92L31 93H26L23 95V101L22 103L23 104H27L28 102H30L29 100ZM209 97V96H208ZM248 97H250L248 95ZM254 97V96H252ZM152 98V97H151ZM43 99V98H42ZM49 99V98H48ZM146 99V100H145ZM157 99V98H156ZM206 99V96L205 98ZM251 99V98H250ZM154 100V99H153ZM159 100V99H158ZM179 100L181 101V99H179V96L178 95H175L173 93H163V97H162V100L161 101H166V102H170L173 106H178L179 104ZM150 101V100H149ZM190 101V99H189ZM205 101V100H204ZM203 101V102H204ZM215 101V100H214ZM152 102V101H151ZM152 105L156 106L157 103L153 102L151 103ZM183 102V100H182ZM202 102V101H201ZM159 103V102H158ZM169 104V103H168ZM205 104V102H204ZM227 104V103H226ZM149 105V104H148ZM151 105V106H152ZM172 105H171V108H172ZM16 106V104H15ZM150 106V105H149ZM148 106V107H149ZM161 106V105H160ZM159 106V107H160ZM203 106V105H202ZM86 107H88V109H97L99 112L96 111V113H90V112H87L85 109ZM158 107V108H159ZM100 110H99V109ZM147 108V106H146ZM154 108V107H153ZM177 110V109H176ZM146 111V110H145ZM144 111V112H145ZM151 111V110H149ZM153 111V110H152ZM156 111V110H154ZM202 111V110H201ZM143 112V113H144ZM194 112V111H193ZM192 112V114H193ZM198 113V110L196 111ZM146 113V112H145ZM149 113V112H148ZM147 113V114H148ZM169 113V111H168ZM167 113V114H168ZM195 113V112H194ZM200 113V111H199ZM121 115V117L118 119L117 116L118 115ZM150 114V113H149ZM189 113H186V115H188ZM223 114L221 119L219 120L218 122V125H215L216 126V130L214 131L215 132V139L217 141H222L228 137H232L233 138V142L234 144L233 145H237L240 144V143H243L245 148L246 149H252V151L255 152V154L257 155L258 158H263L264 159V99L263 101L261 102V109L259 112H255L253 111V106H252V101L249 100V102H246L245 101H240V100H234L232 101L231 103H229L225 113H221ZM119 115V116H120ZM177 115V114H176ZM217 115V114H216ZM155 116V115H154ZM157 116V115H156ZM155 116V117H156ZM149 117V116H148ZM151 117V116H150ZM186 117V116H185ZM144 118V117H143ZM146 118V117H145ZM154 118V117H153ZM192 118V117H191ZM195 118V117H194ZM197 118V116H196ZM157 119V118H155ZM159 119V118H158ZM187 119V117H186ZM142 120V119H141ZM147 120V119H146ZM161 120V119H160ZM159 120V122H160ZM189 120V119H187ZM191 120V119H190ZM45 122V120H43ZM47 121V120H46ZM152 121V120H151ZM158 120H156L157 122ZM185 121V120H184ZM137 122V121H135ZM139 122V120H138ZM189 122V121H187ZM141 123V122H140ZM139 123V124H140ZM143 123L142 122V126H143ZM183 124L185 122H182ZM191 123V122H190ZM144 124H147L146 121ZM152 124V123H151ZM171 124V123H169ZM189 124V123H187ZM147 125L145 127H147ZM186 125V124H185ZM199 125V124H198ZM134 126V125H133ZM132 126V127H133ZM136 126V124H135ZM134 126V127H135ZM149 126V125H148ZM160 126H161V123H160ZM190 126V124H189ZM214 126V127H215ZM137 127L139 126H136L135 130L137 129ZM150 129H151V126H149ZM148 127V128H149ZM162 127V126H161ZM147 128V129H148ZM159 128V127H158ZM182 128V127H181ZM134 128H132L131 131H133ZM164 129V128H163ZM113 130V129H112ZM118 130V131H116ZM145 130V129H144ZM181 130V129H180ZM187 130V129H186ZM151 131V130H150ZM149 131V133H150ZM158 131V129L156 130ZM155 131V132H156ZM185 131V130H184ZM44 132V134H45ZM110 131H108L109 133ZM112 132V131H111ZM134 132V131H133ZM131 132V133H133ZM137 132V131H136ZM135 132V134H137ZM145 132V131H144ZM190 132V131H189ZM188 132V133H189ZM108 133L106 134H103L104 136L107 135ZM143 133V131H142ZM141 133V134H142ZM154 133V132H153ZM181 133V132H180ZM184 133V132H183ZM114 134V133H113ZM116 134V133H115ZM114 134V136H115ZM134 134V135H135ZM160 134H162L160 132ZM185 134H187L185 132ZM184 134V136H185ZM118 135V134H117ZM133 135V136H134ZM179 135V134H178ZM181 135V134H180ZM196 134H194L193 136H195ZM199 135V134H198ZM103 136V137H104ZM113 136V137H114ZM162 136V135H161ZM177 136V135H176ZM187 136V135H186ZM185 136V137H186ZM102 136H99L98 138H100ZM102 137V140H104V138ZM107 137V136H106ZM105 137V138H106ZM109 137V136H108ZM175 137V136H174ZM190 137V136H189ZM118 138V137H116ZM187 138V137H186ZM101 139V138H100ZM107 139V138H106ZM158 139V138H157ZM165 139V138H164ZM99 142L100 140L97 139ZM109 140V138L107 139ZM106 140V141H107ZM110 140V142H111ZM166 140V139H165ZM171 140V139H170ZM176 139L174 138V141ZM255 140L256 143L252 145V141ZM140 141H141V138H140ZM180 141V140H179ZM188 141V140H187ZM197 141V140H196ZM210 141V140H209ZM111 142V144H112ZM148 142V141H147ZM160 142H164V141H160ZM178 142V138H177V141H175V143ZM207 142V141H206ZM174 143V142H173ZM99 144V143H98ZM103 144V143H102ZM146 144V143H144ZM172 144V142L170 143ZM180 144V143H179ZM207 144V143H206ZM88 145V144H87ZM103 145H107L106 143L103 144ZM164 145L166 146V144L164 143ZM182 145V143L180 144ZM185 145V143L183 144ZM182 145V146H183ZM218 145V144H217ZM42 146V145H41ZM98 146V145H97ZM112 145H110L111 147ZM161 145L159 144V147ZM187 146V144H186ZM103 147V146H102ZM109 147V150H111ZM170 147V146H169ZM172 147V146H171ZM175 147V146H174ZM173 147V148H174ZM177 147V146H176ZM179 147V146H178ZM207 147V146H206ZM216 147V146H215ZM89 148V147H87ZM91 148V146H90ZM112 148V147H111ZM150 148V147H149ZM161 148V147H160ZM171 148V149H173ZM223 148V147H221ZM237 148V147H236ZM95 149V148H94ZM93 149V150H94ZM107 149V148H106ZM105 149V150H106ZM151 149V148H150ZM177 149V148H176ZM185 149V146L184 148ZM207 149V148H206ZM89 150V149H88ZM98 150V149H96ZM95 150V151H96ZM146 150V149H145ZM166 150V149H165ZM164 150V151H165ZM41 151V150H40ZM101 151V150H100ZM104 151V150H103ZM160 151V150H159ZM163 151V152H164ZM214 151V150H213ZM221 151V149H220ZM219 151V152H220ZM248 151V150H247ZM84 152V153H83ZM98 151H96L97 153ZM111 152V151H110ZM113 152V150H112ZM115 152V151H114ZM113 152V153H114ZM127 152V151H126ZM172 152V151H171ZM186 152V150H185ZM184 152V154H185ZM94 155H96V153L93 151ZM108 153V152H107ZM152 153V152H150ZM169 153H170V150H169ZM206 153V152H205ZM228 153V152H227ZM231 152L229 151V154ZM248 153V152H247ZM90 154V152H89ZM147 154V153H146ZM181 154V153H180ZM103 155V154H102ZM105 155V154H104ZM103 155V156H104ZM160 155V154H159ZM162 155V154H161ZM182 155V154H181ZM180 155V156H181ZM43 156V155H42ZM86 156V154H85ZM98 156V153L95 157ZM102 156V157H103ZM110 156V155H109ZM139 156V155H138ZM153 156V155H152ZM157 156V155H155ZM154 156V157H155ZM169 156V155H168ZM175 156V155H174ZM186 156V155H185ZM84 157V156H83ZM114 157V156H113ZM127 157V156H125ZM145 157V156H144ZM151 157V156H149ZM171 157V156H170ZM177 157V156H176ZM199 157V155H198ZM211 157V156H210ZM217 157V156H216ZM115 158V157H114ZM112 158V159H114ZM164 158H166L164 156ZM192 158V157H191ZM190 158V160H191ZM249 158V157H247ZM96 159V158H95ZM124 159V158H123ZM145 159H149V158H145ZM154 159V158H153ZM152 159V160H153ZM170 159V158H169ZM168 159V160H169ZM178 159H179V156H178ZM211 159V158H210ZM140 160V159H139ZM19 161V160H18ZM123 161V160H122ZM142 161V160H141ZM151 161V159H150ZM175 161V160H174ZM173 161V162H174ZM183 161V160H182ZM181 161V162H182ZM2 162H4L2 164ZM98 162V161H97ZM100 162V161H99ZM104 162V161H102ZM109 162V161H108ZM107 162V163H108ZM125 162V160H124ZM145 162V161H144ZM157 162V161H156ZM160 162V161H159ZM169 162V161H168ZM195 162V161H194ZM218 162H221V161H218ZM80 163V162H79ZM111 163V161H110ZM113 163V162H112ZM115 163V162H114ZM113 163V164H114ZM126 163V162H125ZM143 163V162H142ZM153 163V161H152ZM166 163V162H164ZM172 164V162H170ZM169 163V164H170ZM175 163V162H174ZM97 164V163H96ZM109 164V163H108ZM161 164V163H159ZM163 164V163H162ZM176 164V163H175ZM190 164V163H189ZM222 162L220 163V166H221ZM116 165V164H115ZM145 165V164H144ZM158 165V164H157ZM219 165V164H217ZM110 166V165H108ZM113 168H114V165H112ZM117 166V165H116ZM166 166V165H165ZM170 166H174V165H170ZM168 165V167H170ZM196 166V165H195ZM118 167V166H117ZM117 167H115L116 171L117 172ZM122 167V166H121ZM154 167V166H152ZM167 167V168H168ZM176 167V165H175ZM216 167V165H215ZM214 167V168H215ZM111 167V169H113ZM120 168V167H118ZM171 168V167H170ZM169 168V169H170ZM173 168V167H172ZM181 169V167L178 166V169ZM204 168L205 165H204ZM228 168V167H227ZM110 169V170H111ZM124 169V168H122ZM156 169V168H155ZM154 169V170H155ZM4 170V172H3ZM176 170V169H175ZM205 170V169H204ZM202 170V171H204ZM121 170H119L120 172ZM123 171V170H122ZM194 171V170H193ZM192 171V172H193ZM149 172V171H148ZM154 172V171H153ZM152 172V173H153ZM163 172V171H162ZM173 172V170L171 171ZM169 172V174L171 173ZM5 173V174H4ZM164 173V172H163ZM174 173V172H173ZM204 173V172H203ZM114 174V173H112ZM121 173H116L115 175H121ZM159 174H160V171H159ZM198 174V173H197ZM200 174V173H199ZM228 178H229V181L231 183V186L233 187V190H236L239 188L240 184H241V181L242 180H246L248 182L251 183V185L253 186V190L254 192L252 193H248L247 196H246V204L248 206V210H249V214H248V217L246 219V225L248 226V231H249V234H250V238L248 239V245L253 249L254 248V245L256 243V239L258 238V235H260L263 231H264V165H262L261 163L260 164H257V165H253L250 169L246 170V168H238L236 170H227L226 172ZM111 175V174H110ZM139 175V174H138ZM161 175V174H160ZM165 175V173H164ZM163 175V177L165 178V176ZM100 176V175H99ZM112 176V175H111ZM110 176V178H111ZM114 176V175H113ZM122 176V175H121ZM120 176V177H121ZM140 176V175H139ZM154 176V175H153ZM162 176V175H161ZM171 178L174 177L173 175L170 174ZM177 176V175H176ZM224 176V175H223ZM71 177V178H70ZM98 177V176H97ZM109 177V176H108ZM129 176H127V179H128ZM178 177V176H177ZM197 177V176H196ZM202 177H203V174H202ZM201 175L199 176V178H196L198 180V184H200V182L202 181L201 180ZM119 178V177H118ZM135 178H138V177H135ZM134 178V179H135ZM160 179V177H158ZM79 179V178H78ZM77 179V180H78ZM113 179V178H111ZM133 179V182H136L135 180ZM175 179V177H174ZM181 179V177H180ZM75 180V179H74ZM124 180V179H123ZM126 180V179H125ZM132 180V179H131ZM163 180V179H162ZM176 180L178 181V179L176 178ZM186 181V179H184ZM190 180V179H189ZM40 181V180H39ZM103 181V180H102ZM161 181V180H160ZM159 181V182H160ZM169 181V180H168ZM4 182V183H3ZM78 182V181H77ZM101 182V181H100ZM109 182H113L109 180ZM128 182H131L130 184H132V181H128ZM167 182V181H166ZM176 182V181H175ZM184 182V181H183ZM71 183V182H70ZM114 183V182H113ZM165 183V181H164ZM173 183V182H172ZM171 183V184H172ZM177 185L179 186L180 184H178V182H176ZM180 183V182H179ZM78 184V183H77ZM162 184V183H161ZM183 184V183H182ZM185 184V183H184ZM216 184V183H215ZM221 184V183H219ZM218 184V185H219ZM96 185V184H95ZM94 185V187H95ZM105 185V184H104ZM103 185V186H104ZM111 185V184H110ZM124 185V184H123ZM129 185V184H128ZM211 185V184H210ZM75 186V185H74ZM102 186V184H101ZM195 186V185H194ZM105 187V186H104ZM109 187V186H108ZM107 187V188H108ZM114 187V186H113ZM123 187V186H122ZM126 187V186H125ZM161 187V186H160ZM110 188V187H109ZM108 188V189H109ZM111 188H112V185H111ZM118 188V187H116ZM128 188V187H127ZM131 188V186H130ZM162 188V187H161ZM160 188V189H161ZM180 188V187H179ZM189 188V187H188ZM198 188L197 190H195L196 192L198 191L199 192V189L200 187H196ZM212 188V187H211ZM213 189V188H212ZM240 189V188H239ZM107 190V189H106ZM111 190V189H110ZM122 190V189H121ZM128 190V189H127ZM155 190V189H154ZM157 190V189H156ZM105 191V190H104ZM108 191V190H107ZM111 191H114V190H111ZM126 191V190H125ZM150 191V190H148ZM153 191V189H151V192ZM182 191V190H180ZM190 191V190H188ZM207 191V190H206ZM47 192V191H46ZM216 192V191H215ZM97 193V192H95ZM114 193V192H113ZM125 193V192H124ZM128 193V192H127ZM160 193V192H159ZM189 193V192H188ZM93 194V192H92ZM109 194V192L107 193V195ZM116 194V193H114ZM170 194V193H169ZM178 194V193H177ZM211 194V193H210ZM125 194H123V197H124ZM159 195V194H158ZM176 195V194H174ZM181 195V194H180ZM110 196V195H109ZM107 196V197H109ZM127 196V195H126ZM147 196V195H146ZM145 196V197H146ZM153 196V195H152ZM187 196V195H186ZM114 197V195H113ZM112 197V198H113ZM117 197V196H116ZM120 197V196H118ZM121 197V198H123ZM157 197V195H156ZM147 198V197H146ZM158 198V197H157ZM175 198V197H174ZM182 198V197H181ZM222 198V197H221ZM224 198V197H223ZM101 199V197L99 198V200ZM108 198H106L105 200L109 202V200H107ZM115 199V198H114ZM118 198H116L115 201H117ZM125 199V197L123 198ZM167 199H169V197H167ZM171 199V198H170ZM45 200V199H44ZM60 200V199H59ZM118 204L117 205H113V203L111 205L113 206H116V209L113 210V212L115 211V215L118 213L119 214H122L121 210L123 211V208L124 206L122 204H120L122 201H120V199H118ZM129 200V198H128ZM147 200L149 199H146V201L144 203H147L146 205H148V202ZM43 201V200H42ZM61 201V200H60ZM94 201V200H93ZM102 201V199H101ZM139 201V200H138ZM166 201V200H165ZM44 202V201H43ZM96 202V201H94ZM93 202V203H94ZM114 202V201H113ZM158 202V201H157ZM176 202V201H175ZM59 203V202H58ZM106 203V202H105ZM124 203V202H123ZM152 203V202H151ZM174 203V202H173ZM42 204V203H41ZM44 204V203H43ZM47 204V203H46ZM95 204V203H94ZM97 204V203H96ZM150 204V203H149ZM156 204V203H154ZM198 204V203H197ZM215 204V203H214ZM61 205V204H59ZM103 205V204H102ZM109 205V204H108ZM110 205V206H111ZM125 205V204H124ZM132 205V204H131ZM130 205V206H131ZM146 205L144 204V207L146 209ZM161 205V203H160ZM99 206V205H98ZM100 206H101V202H100ZM104 206V205H103ZM102 206V209L103 208H107V207H110V206H107V207H103ZM113 206H111L110 208H112ZM123 206V207H121ZM143 206V205H142ZM230 206V204H229ZM0 207H2V204H0ZM48 207V205H47ZM120 207L122 209H120ZM150 207V205H149ZM148 207V208H149ZM152 207V206H151ZM150 207V208H151ZM174 207V206H173ZM35 208V207H34ZM59 208V206H58ZM95 208V207H94ZM97 208V207H96ZM95 208V210H97ZM114 208V207H113ZM147 208V209H148ZM161 208V207H160ZM172 208V207H171ZM170 208V209H171ZM182 208V207H181ZM229 208V207H228ZM226 207V209H228ZM40 209V208H39ZM38 209V210H39ZM101 209V210H102ZM137 209V208H136ZM135 209V210H136ZM146 209V210H147ZM174 209V208H172ZM216 209V208H215ZM241 209V208H239ZM49 210V209H48ZM56 210V209H55ZM100 210V211H101ZM120 210V211H119ZM131 210V208H130ZM141 210V209H140ZM162 210V209H160ZM195 210V209H194ZM225 210V209H224ZM58 211V210H57ZM148 211V210H147ZM157 211V210H156ZM208 212L210 210H207ZM228 211V210H227ZM102 212V211H101ZM112 212V213H113ZM136 212V211H135ZM141 214H142V211H140ZM145 212V210H144ZM150 212V210H149ZM147 212V213H149ZM174 212V211H173ZM225 212V211H224ZM237 212V211H236ZM55 213V212H54ZM57 213V212H56ZM82 213V212H81ZM103 213H105L103 211ZM139 213V212H138ZM152 213V212H151ZM150 213V214H151ZM184 213V212H183ZM242 213V212H241ZM102 214V213H101ZM99 214V215H101ZM129 214V213H128ZM140 214V215H141ZM185 214V213H184ZM182 214V216L184 215ZM187 214V213H186ZM209 214V213H206V215ZM226 214V212H225ZM224 214V215H225ZM89 215V214H88ZM94 215V214H93ZM113 217L115 215L111 214ZM145 215V213H144ZM154 215H156L155 213H153V217ZM188 215V214H187ZM205 215V214H204ZM90 216L92 217V213H90ZM89 216V220L91 219V217ZM103 215H101L102 217ZM139 216V215H138ZM150 216V215H149ZM158 216H161L158 215ZM171 216V215H170ZM228 216V214L226 215ZM225 216V217H226ZM56 217H57V214H56ZM86 217V216H85ZM137 217V215H136ZM163 217V216H162ZM161 217V218H162ZM99 219V216L97 217ZM121 218V217H120ZM127 218V217H126ZM138 218V217H137ZM136 218V219H137ZM150 218V217H149ZM148 218V219H149ZM152 218V217H151ZM156 218V217H154ZM159 218V217H158ZM183 218V217H182ZM186 218V217H185ZM206 218V217H205ZM203 218V219H205ZM93 219H95L93 217ZM92 219V220H93ZM115 219V218H114ZM113 219V222L115 221ZM140 219H144L140 217ZM139 219V220H140ZM220 219V218H219ZM62 220V219H61ZM83 220V219H82ZM85 220V219H84ZM89 220L86 221L88 222L86 225H85V234L88 232L91 233L90 231V227H92V225H94V223L92 224L91 221L89 222ZM100 220V219H99ZM97 220V223L98 221ZM112 220V219H111ZM135 220V218L133 219ZM138 220V219H137ZM146 220V219H145ZM144 220V221H145ZM150 220V219H149ZM152 220V219H151ZM167 220V219H165ZM188 220V219H186ZM206 220V219H205ZM204 220V221H205ZM218 220V219H217ZM222 220V218H221ZM156 221V220H155ZM154 221V222H155ZM177 221V220H176ZM203 221V222H204ZM234 221V220H233ZM241 221V219H240ZM21 222V225L18 226ZM51 222V221H50ZM125 222H127L125 220ZM135 222V221H134ZM138 222V221H137ZM143 222V221H142ZM168 224H169V221H167ZM182 222V221H181ZM186 222V221H184ZM57 223V222H56ZM107 223V221H106ZM124 223V222H123ZM136 223V222H135ZM158 223V222H157ZM211 223V222H210ZM217 223V222H216ZM228 223V222H227ZM239 223V222H238ZM82 224H83V221H82ZM128 224V223H126ZM130 224V223H129ZM139 224V222H138ZM141 224V223H140ZM166 224V226L168 225ZM177 224H180V223H177ZM185 224V223H184ZM221 224V223H220ZM26 225V224H25ZM84 225V224H83ZM135 225V224H134ZM133 225V226H134ZM137 225V224H136ZM163 225V224H162ZM161 225V226H162ZM183 225V224H182ZM223 225V223H222ZM227 225V224H226ZM48 226V227H47ZM80 226H81V223H80ZM98 226V225H97ZM104 225H102L101 227V224H100V227L103 228ZM122 226V225H121ZM126 226V225H125ZM128 226V225H127ZM139 226V225H138ZM144 227V225H141ZM164 226V229H165V225ZM181 226V225H180ZM184 226V225H183ZM217 226V225H216ZM228 226V225H227ZM95 227H96V224H95ZM99 227V226H98ZM129 227V226H128ZM149 227V226H148ZM226 227V226H224ZM113 228V227H112ZM123 228V227H122ZM152 228V227H151ZM150 228V229H151ZM162 228V227H161ZM182 228V227H181ZM185 228V227H184ZM206 228V227H205ZM240 228V227H239ZM50 229V228H48ZM56 229V228H55ZM97 230V228H95ZM95 229L93 230V228L91 230H93L95 233H97L95 231ZM127 229V228H126ZM129 229V228H128ZM147 229V228H146ZM177 229V228H175ZM179 229V228H178ZM183 229V228H182ZM198 229V228H197ZM220 229V228H219ZM120 229H118L119 231ZM132 230H133V227H132ZM142 230V228H141ZM140 230V231H141ZM155 230V229H154ZM170 230V229H169ZM226 230V228H224V231ZM228 230V229H227ZM87 231V232H86ZM100 231V230H99ZM134 231V230H133ZM136 231V230H135ZM139 231V230H138ZM146 231V230H145ZM153 231V230H152ZM163 231V230H162ZM174 231V230H173ZM101 232V231H100ZM122 232V231H121ZM132 232V231H131ZM143 232V231H142ZM151 232V231H150ZM161 232V231H160ZM170 232V231H168ZM168 232H166L168 234ZM218 232V231H217ZM54 233V232H53ZM52 233V234H53ZM80 234V232H78ZM82 233V232H81ZM102 233V232H101ZM100 233V234H101ZM107 233V232H106ZM124 233H127V232H124ZM164 233V232H163ZM233 233V232H232ZM110 234V233H109ZM114 234V232H113ZM121 234V233H120ZM131 234H134V233H131ZM141 234V232H140ZM144 234V233H143ZM142 234V235H143ZM165 234V233H164ZM166 234V235H167ZM181 234V232H180ZM187 234V233H186ZM186 234L184 236H186ZM56 235V234H55ZM78 235V234H77ZM90 235V234H89ZM88 235V236H89ZM98 235V234H97ZM103 236V234H101ZM107 234L104 233V236L105 237ZM151 235V234H150ZM162 238L163 235L160 234ZM165 235V236H166ZM82 236V235H81ZM87 236V238H88ZM101 236V237H102ZM112 236V235H111ZM118 236V235H117ZM129 236V235H128ZM236 236V235H234ZM233 236V237H234ZM95 237V236H94ZM107 237V236H106ZM114 237V236H113ZM140 237V236H139ZM160 237V238H161ZM176 237V235H175ZM181 236H178L177 238H173L175 239V242L173 244V249H172V252H174L178 247H180V242H181V239H180ZM214 237V236H213ZM218 237V236H217ZM246 237V236H244ZM81 238V237H80ZM84 238V237H83ZM96 238H98V236H96ZM117 238V237H116ZM100 239V238H99ZM109 239L106 238V240ZM128 239V238H127ZM185 239V238H184ZM211 239V238H210ZM209 239V240H210ZM231 239V238H230ZM82 240V239H81ZM88 240V239H87ZM93 240V239H92ZM105 240V238L103 239ZM112 240V239H111ZM151 240V239H150ZM234 240V239H233ZM258 240V239H257ZM77 242L79 241L76 240ZM101 241V239H100ZM164 241V240H163ZM174 241V240H173ZM223 241V240H222ZM76 242V243H77ZM80 242V241H79ZM78 242V243H79ZM94 242V241H92ZM105 243V241H103ZM116 242V241H115ZM149 242V241H148ZM151 242V241H150ZM212 242V240H211ZM81 244H83V242H80ZM98 243V242H96ZM103 243V245H104ZM147 243V241H146ZM195 243V242H194ZM226 243V241H225ZM229 243V242H228ZM102 244V243H101ZM112 244V243H110ZM164 244V243H163ZM166 244V243H165ZM88 245V244H87ZM150 245V244H149ZM148 245V246H149ZM218 245V244H217ZM225 245V244H224ZM227 245V243H226ZM258 245V244H257ZM256 245V246H257ZM93 246V245H92ZM185 246V245H184ZM183 247V246H182ZM209 247V245H208ZM227 246H225L226 248ZM233 247V246H232ZM75 248V251L74 253L72 252V255H73V259L77 262V260L79 259V255L77 256V251L76 249H80V247H74ZM82 248V247H81ZM104 248V247H103ZM107 248V247H106ZM224 248V247H223ZM222 248V251L224 252L225 250ZM257 248V247H256ZM96 249V248H95ZM146 249V248H145ZM208 249V248H207ZM221 249V248H220ZM148 250V248H147ZM158 250V248L156 249ZM199 250V248H198ZM231 250V249H230ZM68 251V250H67ZM83 251V250H82ZM207 251V250H206ZM220 251V252H222ZM255 251V250H254ZM89 252L90 251H86V255L88 256L89 255ZM120 252V251H119ZM161 252V251H160ZM219 252V251H218ZM230 252V251H228ZM227 252V253H228ZM257 252V251H256ZM80 253V252H78ZM83 253V252H82ZM101 259L102 261H104V250L101 251ZM149 253V251L147 252ZM156 253V252H155ZM71 254V253H70ZM90 254H92V251L90 252ZM97 254V253H96ZM100 254V253H98ZM108 254V253H107ZM122 254V253H121ZM204 254H207L206 252ZM204 254H203V257H204ZM223 254V253H222ZM235 254V253H234ZM123 255V254H122ZM121 255V256H122ZM157 255V254H156ZM156 255L154 258H156ZM218 255V254H217ZM70 256V255H69ZM84 256V253L83 255ZM90 256V255H89ZM88 256V257H89ZM97 256V255H96ZM144 256V255H143ZM146 256V255H145ZM175 256V255H174ZM173 256V257H174ZM67 257V256H66ZM92 259L90 260H93V256H90ZM106 257V256H105ZM207 257V256H206ZM138 258V257H137ZM148 258V256H147ZM215 258V257H214ZM224 258V257H223ZM245 258V257H244ZM250 258V257H249ZM98 259V258H97ZM99 259H100V256H99ZM106 259V258H105ZM143 259V258H141ZM152 259V258H150ZM162 259H164L162 257ZM216 259V258H215ZM228 259V258H227ZM226 259V260H227ZM253 259V258H252ZM148 260V259H147ZM213 260V259H212ZM211 259H209V263L210 264V261L212 262ZM218 260V259H217ZM216 260V262H217ZM225 260V259H224ZM231 260V259H229ZM74 261V262H75ZM79 261V260H78ZM99 261V260H98ZM101 261V260H100ZM107 261V260H106ZM125 261V259H124ZM123 261V264L126 262ZM145 261V260H144ZM153 261V260H152ZM151 260L149 262H152ZM200 261L202 262V260L200 259ZM219 261V260H218ZM249 261V260H248ZM252 261V260H251ZM53 262V260L51 261ZM88 262H90L88 260ZM163 262V261H162ZM169 262V261H168ZM167 262V263H168ZM224 262V261H223ZM229 262V261H228ZM119 263V262H117ZM136 263V262H135ZM174 263V262H173ZM200 263V262H199ZM230 263V262H229ZM246 261H238V262H231L230 264H245ZM76 264V263H75ZM86 264V262H85ZM116 264V263H115ZM147 264V263H146ZM176 264V263H175ZM204 264V263H202ZM217 264V263H216ZM246 264H249V263H246ZM250 264H252V262H250ZM254 264V263H253Z\"/></svg>",
  "mask_w": 264,
  "mask_h": 264
}]
</instances>
